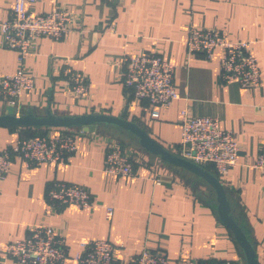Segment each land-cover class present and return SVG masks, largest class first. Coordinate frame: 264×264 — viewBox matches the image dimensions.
Masks as SVG:
<instances>
[{
    "label": "crops",
    "instance_id": "obj_1",
    "mask_svg": "<svg viewBox=\"0 0 264 264\" xmlns=\"http://www.w3.org/2000/svg\"><path fill=\"white\" fill-rule=\"evenodd\" d=\"M14 0H0V77L19 71L34 79V89L16 106L23 112L55 116L98 113L133 122L164 149L178 155L181 111L215 117L238 143L239 165L222 184L232 215L245 225L259 264H264V176L247 167L264 149V0H36L29 8L45 15L54 8L69 12L68 36L41 37L23 60L3 44L1 24ZM191 27L221 29L232 42L246 41L258 63L261 86L242 89L220 78L221 50L211 59L189 55ZM157 54L175 68L174 87L180 99L152 118L146 102H136L122 84L124 60ZM71 68L87 79V97L70 93L62 71ZM7 105L0 102V115ZM77 133L79 128H68ZM65 129L0 127V151L36 135L56 137ZM118 146L132 164L131 177L105 171L109 145ZM76 152L65 164L34 167L13 158L0 181V242L25 238L37 226H48L68 247L64 264L80 244L106 240L114 246L116 263H128L144 247L198 264L225 261L245 264L232 233L217 216L207 184L191 172L168 164L142 149L137 140L110 126L76 136ZM206 169L215 176L211 166ZM55 181L76 184L89 192L93 206L53 207L47 198ZM158 182V183H157ZM111 209V218L107 210ZM0 264H18L0 250Z\"/></svg>",
    "mask_w": 264,
    "mask_h": 264
},
{
    "label": "built area",
    "instance_id": "obj_2",
    "mask_svg": "<svg viewBox=\"0 0 264 264\" xmlns=\"http://www.w3.org/2000/svg\"><path fill=\"white\" fill-rule=\"evenodd\" d=\"M36 0H14L12 11L1 24L3 44L16 51L21 60L30 52L33 42L41 37L59 41L69 35L73 23L72 15L54 8L50 13L39 15L29 7ZM216 49L221 50L220 78L224 84H237L242 89L261 86L257 60L249 53L246 41L232 42L221 29H199L191 27L186 40L189 55L200 54L211 59ZM173 65L159 55L145 53L124 60L122 84L136 102H146L152 118H158L160 108L169 107L180 99L174 87ZM67 87L73 97H87L88 86L84 74L71 68L62 71ZM34 89V79L19 71L0 77V102L16 107L23 94ZM180 142L178 155L201 167L211 166L218 179L239 165L238 143L232 132L221 129L215 117L192 116L187 109L181 111ZM65 129L56 137L36 135L21 139L15 146L0 151V181L10 169L12 159L24 161L29 166L44 163L63 165L76 152V136ZM247 167L264 176V149ZM105 171L117 176L133 175L130 157L113 144L109 145L104 161ZM158 183V182H157ZM47 198L53 207L73 205L80 209L93 206L91 195L84 188L55 181L49 187ZM111 218V209L107 210ZM4 255L18 264H64L68 258V247L64 238L48 226H37L23 239L1 243ZM114 246L106 240H95L80 244V252L73 260L77 264H169L164 252L144 247L128 263H116ZM172 264H198L192 260L177 259ZM214 264H239L220 262Z\"/></svg>",
    "mask_w": 264,
    "mask_h": 264
},
{
    "label": "water",
    "instance_id": "obj_3",
    "mask_svg": "<svg viewBox=\"0 0 264 264\" xmlns=\"http://www.w3.org/2000/svg\"><path fill=\"white\" fill-rule=\"evenodd\" d=\"M101 126L116 127L126 131L137 140L139 146L146 152L159 157L168 164L183 168L203 180L210 187L214 199L208 197H201V199L208 205L215 206L219 221L232 233L243 254L245 264H259L256 251L247 237L245 225L239 223L232 215L225 190L218 178L203 167L167 151L135 123L98 113L68 117L55 116L49 109H46L45 114L38 115L30 109L23 112L17 107L9 105L0 115V127L79 128L85 133H94Z\"/></svg>",
    "mask_w": 264,
    "mask_h": 264
},
{
    "label": "trees",
    "instance_id": "obj_4",
    "mask_svg": "<svg viewBox=\"0 0 264 264\" xmlns=\"http://www.w3.org/2000/svg\"><path fill=\"white\" fill-rule=\"evenodd\" d=\"M112 128H115V129H117L118 131L122 132L123 134H126V135H129V136L133 137L131 134L127 133L126 131H123V130H121V129H119V128H116V127H112ZM133 138H134V137H133ZM204 168H207V166H205ZM215 176H216V174H215ZM233 216H234V215H233ZM236 220H237V218H236Z\"/></svg>",
    "mask_w": 264,
    "mask_h": 264
}]
</instances>
